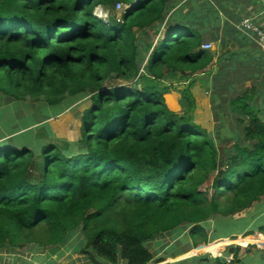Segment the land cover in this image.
<instances>
[{
    "label": "trees",
    "instance_id": "obj_1",
    "mask_svg": "<svg viewBox=\"0 0 264 264\" xmlns=\"http://www.w3.org/2000/svg\"><path fill=\"white\" fill-rule=\"evenodd\" d=\"M177 3L0 0V93L49 106L90 95L82 141L70 149L34 135L36 129L0 144L1 252L40 253L81 241L93 264H164L168 259H156L148 247L155 239L184 229L197 249L239 235L243 223L234 216L264 200V118L249 104L254 90L229 98L236 92L224 81L232 53L226 65L204 49L233 41L210 38L216 26L201 23L198 9L169 16ZM117 4L128 7L121 22L95 16L99 7L112 11ZM149 29L160 35L156 45L140 39ZM216 58L218 75L209 68ZM209 70L215 106L224 109L232 100L236 116V129L217 138L165 100L175 84L186 82L182 106L194 109L189 84ZM109 79L122 84L103 90ZM262 222L247 236L264 235ZM236 242L264 245L260 237ZM235 251L228 252L234 264L249 262ZM205 257L172 264H201Z\"/></svg>",
    "mask_w": 264,
    "mask_h": 264
},
{
    "label": "crops",
    "instance_id": "obj_2",
    "mask_svg": "<svg viewBox=\"0 0 264 264\" xmlns=\"http://www.w3.org/2000/svg\"><path fill=\"white\" fill-rule=\"evenodd\" d=\"M181 9L184 16L188 15L189 10L198 9L201 23H206L211 26L215 25V30L210 31V38L217 39L218 41L229 39L233 41L230 47L221 48L220 42L216 46L217 57L222 56L225 60L228 52L230 51L232 53L230 62L231 78L226 77L224 81L226 85H232L233 90L236 92L245 86L247 89L254 90V94L251 95L253 107L256 113L261 118H264V51L260 47L256 35L251 31L243 30L241 27L245 20H251L253 24L264 31V0H178L176 7L169 13V16L174 11ZM229 26L232 27V31L227 29ZM237 40H240V42H237ZM225 61L226 65H228L229 61L227 59ZM216 64V75H218L221 72L219 68L221 61L217 63V58ZM4 107L3 105L1 106L2 109ZM24 131L26 129L18 131L17 133H15L16 130H13L12 133L0 130V142H3L7 138L10 140ZM4 134H7V136L4 137ZM234 219L242 222L244 228L239 232V235L235 236L233 234L230 238L218 239L232 242L225 250H222L223 255L222 253L221 255L223 257L234 255V253L228 254L230 248L233 247L234 251L237 248L239 249L238 255L240 260L245 261L247 258L246 260H249L247 264L261 263L264 261L263 244L259 246L258 243H249L247 248L242 245L233 244L238 243L236 241L242 238L260 237L264 239L263 233H259L258 231H256L255 235L247 236L249 231L258 230L259 227L256 224L260 221H263L261 225L264 228V200L260 203H255L251 208L234 216ZM216 243L210 246V251L214 254H218L216 252L218 248H213ZM150 244L152 252L156 255V259H168L164 264H172L194 258L187 256L191 255V251L195 249L192 248L193 242L189 236V232L184 229L183 231L157 238ZM82 248L81 241H79L78 244L70 242L57 250H46L40 253H34L28 250L22 251L20 249L0 251V264H93L87 256L82 254ZM73 254H79L82 257H74ZM176 255L178 257L174 258ZM65 261L71 262L68 263Z\"/></svg>",
    "mask_w": 264,
    "mask_h": 264
},
{
    "label": "rangeland",
    "instance_id": "obj_3",
    "mask_svg": "<svg viewBox=\"0 0 264 264\" xmlns=\"http://www.w3.org/2000/svg\"><path fill=\"white\" fill-rule=\"evenodd\" d=\"M123 6L125 7V9L122 10L118 8L117 4L116 9L112 11H107L103 7H99L95 11V16L103 21V23H108L111 16L116 17V19L121 22L120 19L123 17L126 9L128 8L125 5ZM167 18L169 17L167 16ZM166 20L168 21V19ZM165 25L166 23H164V26ZM164 26L161 28V33H163ZM155 32H157V29H149L148 36H140L141 41L154 42V44L156 45L161 38L160 35H157ZM217 43L211 42V47L209 49L211 52L216 51ZM215 65L216 64L214 62L213 65H211V67L209 68H212L213 66L214 69ZM214 74L215 73H213L212 70H209L207 74L198 73L194 76V79L189 84L191 94L193 95L195 101L194 109H189L190 106L188 105H185L184 108L182 106V91L188 87V83L186 82H184V84H175L171 88V92L165 96V100L172 112L180 115L187 113L192 115L195 122H197L203 128L207 129L213 135V137L215 136V138H217L218 134H221V136L228 135V131L236 129V127L233 128V122L236 121V116L235 113H233L232 109L229 108L232 100L223 103L224 109L215 106L214 100L212 98V91L210 90V83L212 81L211 77H214ZM225 75L231 78L230 72H225ZM103 84V90H107L112 86L121 85L122 81L109 79ZM249 90L251 89H247V87L245 86L236 93L233 92L230 95L228 94V97L230 98V96H233V99L238 96L243 97V94L247 93ZM89 99L90 95L68 97L66 101L58 105L49 106L44 102L39 104V102H35L31 99H27L24 102H14L8 100L7 97L3 96L0 93V130L12 133L13 130L21 131L26 128V133H28L29 131L36 129L32 132L34 135H38V137H44L47 141H51V139H53L56 145L68 150L70 149V144H77L82 141V118L84 112L90 106ZM251 100L249 101V104L251 105V107H253V102ZM28 103L31 104L29 105ZM2 105L5 106L3 109L1 108ZM224 112L226 115L223 114ZM5 136H7V134H4V137ZM27 136L29 135L27 134ZM6 141H8V138L4 139V141L0 142V144H3ZM236 143L237 142L233 141L227 146L232 147ZM209 185L210 184H208L207 187H209V191L213 193ZM223 225L228 228L226 222ZM241 228H244V225H242ZM71 242L74 243L73 241ZM68 243H70V241ZM229 245L230 243L227 245L221 244L218 247L216 246V244H214L213 248H218L216 251L218 252V254L215 255L220 257L222 250H225ZM233 245L241 246L242 244L234 243ZM210 246L211 245H209V247ZM148 247L151 249V244H149ZM206 248L207 246L204 249ZM201 250H203V248H201ZM205 251L206 250L202 251L203 253L201 255H198L197 257H205L204 254L207 253ZM208 255L209 254H207L206 257L203 258L205 260L201 264H216V258ZM73 256L82 257L79 254H73ZM65 262L70 263L71 261ZM195 264L199 263L196 262Z\"/></svg>",
    "mask_w": 264,
    "mask_h": 264
},
{
    "label": "built area",
    "instance_id": "obj_4",
    "mask_svg": "<svg viewBox=\"0 0 264 264\" xmlns=\"http://www.w3.org/2000/svg\"><path fill=\"white\" fill-rule=\"evenodd\" d=\"M118 8L119 9H125V7L123 6V4H118ZM123 18V17H122ZM122 18L120 19L121 21H122ZM241 27H242V29L243 30H246V31H251V32H253V33H255L256 35H257V38H258V41H259V45H260V47L262 48V50L264 51V31L262 30V29H260L259 27H257L255 24H253L252 23V21L251 20H245L243 23H242V25H241ZM210 47H211V43L210 44H207V45H205L204 46V49H207V50H209L210 49ZM220 241H222V240H218V241H215V242H213V243H216V242H220ZM213 243H211V244H213ZM211 244H209V245H211ZM254 244H257V243H254ZM208 245V246H209ZM258 245L259 246H262V245H260L259 243H258ZM242 246H245L246 248L248 247V245H242ZM206 246H199L198 248H197V250H195L196 252H198L197 254H191V256L192 257H196V256H198V255H201L203 252L202 251H204V250H206V249H203L202 251H201V248H205ZM225 247V246H224ZM194 251V252H195ZM205 252H207L206 254H209L210 256H212V257H214V258H216V257H218V256H216L212 251H205ZM220 257H222L223 259H224V264H234V255L232 254V255H228V256H225V257H223L222 255H220Z\"/></svg>",
    "mask_w": 264,
    "mask_h": 264
},
{
    "label": "clouds",
    "instance_id": "obj_5",
    "mask_svg": "<svg viewBox=\"0 0 264 264\" xmlns=\"http://www.w3.org/2000/svg\"><path fill=\"white\" fill-rule=\"evenodd\" d=\"M202 246H207L208 247V245H202ZM195 250H197V249H195ZM195 250H193V251H191L192 253L195 251ZM204 255H207V254H204ZM192 257V256H191ZM197 257V256H196ZM216 258H218V257H216ZM222 258V257H221Z\"/></svg>",
    "mask_w": 264,
    "mask_h": 264
}]
</instances>
